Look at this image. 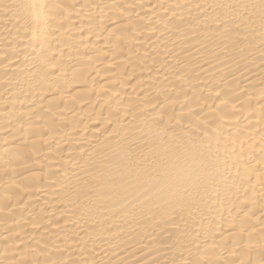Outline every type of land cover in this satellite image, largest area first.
<instances>
[{"label":"bare ground","instance_id":"1","mask_svg":"<svg viewBox=\"0 0 264 264\" xmlns=\"http://www.w3.org/2000/svg\"><path fill=\"white\" fill-rule=\"evenodd\" d=\"M0 264H264V0H0Z\"/></svg>","mask_w":264,"mask_h":264}]
</instances>
